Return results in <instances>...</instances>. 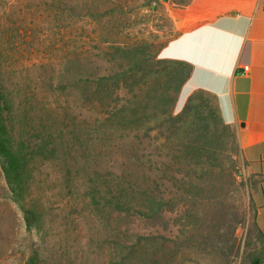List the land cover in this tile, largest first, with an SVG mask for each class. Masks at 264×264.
<instances>
[{"label":"rangeland","instance_id":"374dc122","mask_svg":"<svg viewBox=\"0 0 264 264\" xmlns=\"http://www.w3.org/2000/svg\"><path fill=\"white\" fill-rule=\"evenodd\" d=\"M111 1L0 0V80L13 102L10 122L16 130L21 124L30 128L32 139L50 131L59 150L51 160H31L29 186L22 196L12 194L0 170V264H26L34 254L39 264H249L248 258L261 254L262 246L255 233L248 236L254 215L239 155L234 178L235 185L243 183V187L230 186L217 206L244 217L235 231L236 247L230 241V253L222 244L198 238L180 248L169 243L155 263L142 261L138 253L128 256V248L119 243L135 244L137 232L173 238L185 222L181 214L168 211L165 223L153 222L97 210L93 204L88 191L96 179L92 171L116 180L125 165H129L126 174L132 173L135 154L150 167L168 150L157 132L139 143L133 136L123 139L126 133L118 130V124L106 121L116 111L113 105L125 103L129 86L112 106H107L108 101L96 108L79 88L77 71L89 65L113 68L108 53L114 42L144 41L155 60H168L160 57V46L179 32L174 23L178 8L166 0L154 9L147 0H115L121 7L117 18L86 16L88 9H102ZM78 77L83 78V73ZM183 98L181 88L173 115L182 110ZM199 134L209 132L200 129ZM216 136H222L220 129ZM29 209L33 214L26 215Z\"/></svg>","mask_w":264,"mask_h":264},{"label":"trees","instance_id":"16d2710c","mask_svg":"<svg viewBox=\"0 0 264 264\" xmlns=\"http://www.w3.org/2000/svg\"><path fill=\"white\" fill-rule=\"evenodd\" d=\"M163 1L147 0L146 3L154 9ZM166 1L174 8H185L193 0ZM120 8L119 3L112 0L102 9H88L86 16L115 19L120 14ZM176 36L160 47L163 48ZM143 44L144 41L110 44L111 52L108 54L115 66L101 69L89 65L78 69L76 79L82 82L79 88L86 100L96 108L105 106L108 101V104L115 103L120 91L129 86L125 103L113 105L116 111L110 113L106 121L118 124V130L126 133L123 139L130 140L133 136L139 143L148 142L151 133L157 132L168 153L150 167L143 162L141 155L135 154V162L130 164L132 173L126 174L129 165H125L116 180L99 175L98 170L92 171L96 179H92L93 185L88 190L90 198L97 210L133 214L153 222L165 223L168 211L181 214L185 222L177 225L179 234L173 238L160 233L137 232L134 235L135 244L119 243V246L128 248V256L138 253L142 261L147 259L155 263L158 254H164L169 243L180 248L185 242L198 238L202 242L215 241V246L222 244L230 253V241L232 248L236 247L235 231L244 217L237 210L225 213L217 206L226 199L230 186L237 190L243 187V183L235 185L234 178L236 157L239 155L236 135L223 123L215 96L202 90L191 93L182 110L173 115V104L191 74V66L183 61L155 60V55ZM78 72L84 77H78ZM12 103L0 80V170L12 194L22 196L29 186L31 160L35 157L51 160L59 150L48 130L38 139H32L30 128L23 124L16 130L9 119L13 111ZM168 104L170 106L166 108ZM200 129L208 131L209 135H200ZM219 129L221 137L216 136ZM226 147L230 153H226ZM25 213L29 215L33 211L29 209ZM254 233L261 243L262 253L251 255L248 262L264 264V232L253 219L249 223L248 236ZM153 245L157 248H152ZM149 248L153 250L151 255ZM26 264H39L36 255L30 256Z\"/></svg>","mask_w":264,"mask_h":264},{"label":"crops","instance_id":"0c3cea01","mask_svg":"<svg viewBox=\"0 0 264 264\" xmlns=\"http://www.w3.org/2000/svg\"><path fill=\"white\" fill-rule=\"evenodd\" d=\"M174 23L178 35L160 57L191 66L183 104L197 90L215 96L236 135L249 203L264 232V0H193L174 11Z\"/></svg>","mask_w":264,"mask_h":264},{"label":"built area","instance_id":"2783aa9c","mask_svg":"<svg viewBox=\"0 0 264 264\" xmlns=\"http://www.w3.org/2000/svg\"><path fill=\"white\" fill-rule=\"evenodd\" d=\"M246 70H247V67L244 68V71H246Z\"/></svg>","mask_w":264,"mask_h":264}]
</instances>
